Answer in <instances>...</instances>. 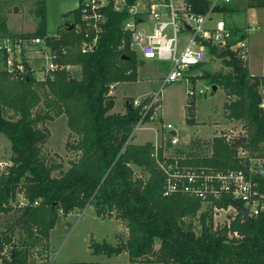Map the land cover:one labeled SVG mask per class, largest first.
<instances>
[{"label": "trees", "instance_id": "obj_1", "mask_svg": "<svg viewBox=\"0 0 264 264\" xmlns=\"http://www.w3.org/2000/svg\"><path fill=\"white\" fill-rule=\"evenodd\" d=\"M196 10L208 8L209 0H189ZM36 25L31 33L43 34L44 0H33ZM243 8L264 6V0H243ZM15 8V6H14ZM13 8V9H14ZM215 11H237L227 1L215 4ZM124 12L108 10L105 30L95 49L80 53L70 48L66 62L79 65L77 71L58 70L51 77L8 79L0 72V132L9 140V164L0 170V214L13 210L11 200L21 192L14 224L33 227L36 239L48 241L58 211L63 215L74 208L91 204L97 216L113 213L121 222L126 219L125 239L115 243L91 239L90 253L110 255L125 252L130 261L142 264H264V211L247 220L239 216L230 224L241 233L238 239L226 238V228L213 229L209 209H200L199 199L185 194L162 195L163 174L153 165L149 141L141 144L128 140L130 129L139 117L138 107L127 97L122 112L111 111L114 96L108 93L111 83L137 79L140 60L124 47L114 45L120 36ZM4 18L0 19L3 26ZM77 39L72 32L59 42ZM211 52L218 54L210 47ZM220 56L231 72L220 74L218 84L225 97L222 111L238 119L245 128L241 144L264 156V107L260 105L264 87V58L261 74H250L247 65L225 53ZM264 57V56H263ZM194 103L189 107L190 122ZM65 115L72 135L66 141L74 150L65 170L60 161H50L40 150L48 137L46 122ZM211 154L202 162L218 167L236 166L234 146L227 145L221 134L211 138ZM133 166L143 171L137 176ZM55 169H59L53 174ZM264 191V177L258 178ZM36 201V203H33ZM218 204H226L224 197ZM197 217L198 228L187 217ZM157 246L154 247V243ZM8 246L5 264H46L28 256V242H15L5 232L0 235V250Z\"/></svg>", "mask_w": 264, "mask_h": 264}, {"label": "built area", "instance_id": "obj_2", "mask_svg": "<svg viewBox=\"0 0 264 264\" xmlns=\"http://www.w3.org/2000/svg\"><path fill=\"white\" fill-rule=\"evenodd\" d=\"M216 1L209 0L208 8L199 11L189 0H76L67 18L54 32L0 34V72L8 79L16 80L51 77L58 70L73 71L79 65L64 60L68 50L74 47L80 53H86L95 49L105 30L108 10L122 11L124 17L119 23L120 36L115 49L127 47L137 60L153 57L167 60L169 67L162 76V84L182 79L186 118L196 96L205 94V89L210 88L202 80L200 71L196 70L209 56L230 54L242 65H247L249 58L248 27L236 29L221 17L211 20V14L216 12L213 9ZM68 32L74 33L77 39L58 43ZM181 32L184 36L182 41L179 39ZM210 47L218 54L211 52ZM260 91L263 93L264 87ZM131 104L138 107L139 113L132 130L146 127L145 123L156 120L159 114V90L134 97ZM153 130L156 135L150 142V156L153 165L163 174L161 194L181 193L199 199L201 206L210 209L213 229L224 226L228 240L240 238L241 233L230 229L231 222L238 216L244 220L234 202L238 201L245 207L248 217L264 211V191L260 189L258 180L264 177V156L251 152L242 142L233 143L237 137H246L245 128L239 125L220 133L227 145L234 146L232 156L237 165L227 167L203 163L202 158L209 156L212 148L204 154L195 153L196 146H192L189 136L180 134L170 122L158 121ZM182 144L187 146V150L179 149ZM7 164L8 161H0V170ZM222 197L228 203L218 204L217 200ZM18 202L22 204L24 201ZM7 260L8 246L4 245L0 250V264ZM46 264L61 263L52 258Z\"/></svg>", "mask_w": 264, "mask_h": 264}, {"label": "rangeland", "instance_id": "obj_3", "mask_svg": "<svg viewBox=\"0 0 264 264\" xmlns=\"http://www.w3.org/2000/svg\"><path fill=\"white\" fill-rule=\"evenodd\" d=\"M32 1L0 0V19H5L4 25L0 26V34L15 32L31 34L34 31L36 17L32 10ZM225 1L238 10L230 12L216 11L211 14L210 19L221 17L236 29H242L245 26L248 27L246 33L249 57L247 68L254 74L261 73L264 58V6L243 8V0H217L216 4L221 5ZM75 4L76 0H44V27L46 31H56L57 26L63 23L70 13V8L75 6ZM182 33H179V39L181 41L184 39V36L181 35ZM141 60L138 67L137 78L139 79L130 82H119L113 88L115 108L119 109L122 107L123 101L127 97L140 96L139 92L141 91L149 90L154 92L160 90L163 112L165 114V120H167L165 122H170L172 125L178 126L183 118L181 110H184L185 103V94L183 93L184 82L182 79H175L174 81L162 84V76L169 67L167 60L155 59L154 57ZM75 70L77 71V68L73 71L75 72ZM196 70L200 71L202 80L206 84H209L210 88L205 89V94L196 96L193 115L201 125L202 120L205 121L208 128L206 134L210 135L212 130H215V128L219 129L221 125L219 122H224V118H227L221 107L224 99L226 98L228 100L231 97H225V94L218 85L215 90H212L211 84L220 77V74L231 72V66L222 57L209 56L207 61L202 63ZM261 95L262 101L260 104L264 107V92H261ZM65 120V115H59L51 121H47L46 127L49 135L40 145V150H42L48 160L60 161L61 167L59 169L62 170H65L69 161L76 156L74 150H68L65 146L66 141L72 138V135L68 132ZM239 125L241 124L233 123L230 127L236 128ZM152 126L155 125H149V127ZM149 129L151 128L136 129L134 131L133 141L138 142L152 136L153 132ZM193 137L191 140L195 139L192 143L193 147L196 146L194 149L195 153L199 155L207 153L211 147L210 141L195 136ZM9 153V140L0 132V161L9 162ZM59 169H55L53 174H56ZM133 170L137 176H144L143 171L139 168L133 166ZM20 200L25 201L21 192L16 193L11 200L13 210L9 213L0 214V235H2V232H5L15 242H18L20 239H26L28 242V256L31 260L48 263L52 260L55 252V260L62 264H93L94 261H98V264H118L119 262L120 264H142L137 261H130L127 256L121 253L117 257L112 256L113 253L110 254L111 256H106L105 254L99 256L95 253H90V249L87 246L91 239L110 242L113 241V233L123 232L118 223L119 219H114L111 215L100 217L89 209L75 221L74 216L77 211L65 218H62L64 215L61 211H58V216L53 226L54 228H52L50 233L51 246H49L50 239L46 241L39 237L38 239L34 238L35 231L33 227L29 230L27 226L22 224H14L13 219L17 213L15 209L20 205L18 202ZM89 205L91 204L89 203L85 206ZM205 208L209 209L205 205L200 207V209ZM209 210L208 212L210 213ZM110 214L113 215V213ZM187 220H191L195 224L197 217H187ZM66 222L70 224L67 225ZM122 226L125 227L124 224ZM197 228L198 226L195 224L194 230L196 231ZM119 237L125 239V236L117 235L116 241L119 240ZM116 241L114 240L111 243H115ZM156 246L157 242L154 243V247Z\"/></svg>", "mask_w": 264, "mask_h": 264}, {"label": "crops", "instance_id": "obj_4", "mask_svg": "<svg viewBox=\"0 0 264 264\" xmlns=\"http://www.w3.org/2000/svg\"><path fill=\"white\" fill-rule=\"evenodd\" d=\"M74 7V6H73ZM72 7V8H73ZM70 10H71V8H70ZM227 22V21H226ZM229 23V22H228ZM230 24V23H229ZM11 34V33H10ZM139 60H141V59H139ZM142 61V60H141ZM138 67H139V64L137 65V69H136V71H137V77H138ZM262 70H263V68H262ZM249 71V70H248ZM249 73L250 74H254V73H252V72H250L249 71ZM261 73H262V71H261ZM261 73H258V74H261ZM139 78H137L136 80H138ZM136 80H133V81H136ZM119 82H130V80H122V81H116V82H113V83H111L110 84V86H109V91H108V93L109 94H112L113 95V88L116 86V84H118ZM213 84V83H212ZM211 84V85H212ZM218 84H215V88L213 89V90H215L216 89V86H217ZM219 86V85H218ZM184 87H185V85H184ZM220 87V86H219ZM221 88V87H220ZM151 92H153V91H149V90H145V91H141V92H139V95L140 96H143V95H146V94H148V93H151ZM155 92V91H154ZM159 92H160V90H159ZM222 92H223V90H222ZM183 93H184V89H183ZM159 95H160V93H159ZM114 96V95H113ZM140 96H131V97H140ZM114 103H115V96H114ZM160 108H159V114H158V116H157V118H156V120H152V121H148V122H146L145 123V125H155V126H152V128L151 129H149V130H151L153 133V135L152 136H150V137H147V138H144L143 140H141V141H133V136H134V131L136 130V129H134V130H132V128L130 129V133H129V136H128V140L129 141H131V142H133V143H137V144H141V142H144V141H149V142H151L154 138H155V135H156V132H155V130H153L154 128H156V126H157V122L158 121H167V120H165V114H164V112H163V105H162V96L160 95ZM124 104H125V99H124V101H123V104H122V107H120L119 109H116L115 108V106H114V104H113V106H112V108L110 109L111 111H118V112H122V110H123V108H124ZM221 109H222V107H221ZM181 112H182V116H183V118H182V120H181V123L177 126V125H175L176 127H177V129H178V131H179V133L180 134H187L188 136H189V138L191 139V138H194L193 136H195V137H198V138H202V139H204V140H209V141H211V138L213 137V136H215V135H219L220 133H222V132H224V131H226V130H228V128L230 127V125H232L233 123H237V124H241L240 123V121L238 120V119H235V118H229L228 117V119L226 118H224V122H219L221 125H220V127H219V129H217V128H215V130H212L211 131V134L210 135H208V134H206V131L208 130V128H207V125L205 124V121L204 120H202V125H201V123H199L196 119H195V117H194V115L192 116V119H190L191 121L190 122H186V120H185V111L183 110H181ZM194 112V111H193ZM140 127V128H137V129H148L149 127ZM214 126H216V124H214ZM195 139H193L192 140V142L191 143H193V141H194ZM186 148H187V146L186 145H179V149L181 150V151H185L186 150ZM89 209H91L92 211H94L93 210V208H92V206L91 205H89V206H83L82 208H74V209H72V211L71 212H69V213H67L66 215H64L62 218H65V217H67V216H69V215H72V214H74L73 212H75V211H77L76 212V214H75V221H76V219L77 218H79L83 213H85V211L86 210H89ZM112 217H113V215L112 214H110ZM109 215V216H110ZM114 218V217H113ZM114 219H116V218H114ZM118 220V219H117ZM67 223V225H69L70 223L69 222H66ZM118 223L120 224V227L122 228V231L123 232H115V233H113V241H110V242H114V240L116 241V236L117 235H121V236H125L126 235V232H127V229H125V227L124 226H122V222L121 221H119L118 220ZM54 228V227H53ZM51 230H52V228L50 229V232H49V239H50V242L48 243L49 244V246H51V238H50V233H51ZM54 252V251H53ZM119 253H121V254H124L125 256H127V258H128V254H126L125 252H119ZM119 253H117V254H112V256H115V257H117L118 255H119ZM54 256L52 257V258H54V260H55V257H56V255H55V252H54V254H53ZM97 255H101L102 256V254H97ZM107 256V255H106ZM111 256V255H110ZM56 261V260H55ZM139 263V262H138ZM62 264V263H61ZM93 264H98V261H94V263ZM118 264H120V262L118 263Z\"/></svg>", "mask_w": 264, "mask_h": 264}, {"label": "water", "instance_id": "obj_5", "mask_svg": "<svg viewBox=\"0 0 264 264\" xmlns=\"http://www.w3.org/2000/svg\"><path fill=\"white\" fill-rule=\"evenodd\" d=\"M214 88H215V84H212L211 85V89L213 90ZM245 140H246L245 136H240V137H237L236 139H234L233 143L237 144V143H240V142H244ZM234 203L239 208L242 218L244 220H247L248 219V215L246 213L245 207L242 206L241 203L238 202V201H235ZM122 224H124V225L126 224V219L124 221H122Z\"/></svg>", "mask_w": 264, "mask_h": 264}]
</instances>
